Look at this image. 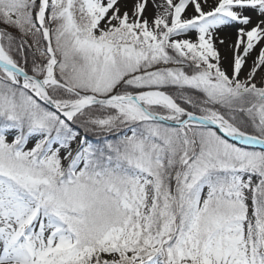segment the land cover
Listing matches in <instances>:
<instances>
[{
    "label": "snow or ice",
    "instance_id": "1",
    "mask_svg": "<svg viewBox=\"0 0 264 264\" xmlns=\"http://www.w3.org/2000/svg\"><path fill=\"white\" fill-rule=\"evenodd\" d=\"M0 264H264V0H0Z\"/></svg>",
    "mask_w": 264,
    "mask_h": 264
},
{
    "label": "bare ground",
    "instance_id": "2",
    "mask_svg": "<svg viewBox=\"0 0 264 264\" xmlns=\"http://www.w3.org/2000/svg\"><path fill=\"white\" fill-rule=\"evenodd\" d=\"M158 2H160V0H158ZM153 11H154V9H153V6H152V4H151V2L149 3V6H148V14L149 15H151L152 13H153ZM224 33H222V35H223ZM224 47H221V53H222V51L224 50L223 49Z\"/></svg>",
    "mask_w": 264,
    "mask_h": 264
},
{
    "label": "rangeland",
    "instance_id": "3",
    "mask_svg": "<svg viewBox=\"0 0 264 264\" xmlns=\"http://www.w3.org/2000/svg\"><path fill=\"white\" fill-rule=\"evenodd\" d=\"M224 50L222 51V55H226L227 54V51L225 48H223Z\"/></svg>",
    "mask_w": 264,
    "mask_h": 264
}]
</instances>
